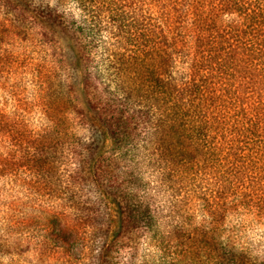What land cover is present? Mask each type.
<instances>
[{"label": "trees", "instance_id": "obj_1", "mask_svg": "<svg viewBox=\"0 0 264 264\" xmlns=\"http://www.w3.org/2000/svg\"><path fill=\"white\" fill-rule=\"evenodd\" d=\"M93 121L114 147L91 182ZM0 214L32 264H264V0H0Z\"/></svg>", "mask_w": 264, "mask_h": 264}, {"label": "rangeland", "instance_id": "obj_2", "mask_svg": "<svg viewBox=\"0 0 264 264\" xmlns=\"http://www.w3.org/2000/svg\"><path fill=\"white\" fill-rule=\"evenodd\" d=\"M55 35L57 40V45L60 47L63 53L65 72L64 79L65 82L70 84L75 91L77 100L83 108L87 107L85 102L84 90H83V80L85 66L83 60L81 59V53L78 44L75 42L70 33L64 28L57 26L55 28ZM94 122V121H93ZM90 128H95L93 131ZM91 132L95 133L93 136ZM84 139L91 140L95 139V144L92 148L91 155L88 157L86 162V174L89 180H93V166L96 159L105 154L109 149L114 147V141L104 129V127L99 126L94 122L93 126H90L89 129L84 128L83 130ZM93 184V183H92ZM96 189H97V185ZM97 191L101 194L105 201L106 209L109 213V219L107 225L103 231V239L107 242L118 233L120 229L121 219H122V209L119 203V200L115 195L109 192L106 188L98 187ZM31 198V195L28 196V200ZM6 200V199H5ZM36 201V199H35ZM8 202V200H7ZM7 214L1 216L0 214V229L3 232V229L9 226V224L15 223V217L13 219L7 218ZM43 223L46 222V216L43 217ZM25 230V229H24ZM23 232V231H22ZM37 231L35 228H28L27 231H24L21 236L28 242H33L36 239ZM9 250V251H8ZM120 263L119 264H137L139 258V252L130 249L120 250ZM0 264H32L25 257L10 250L8 248L2 247L0 245Z\"/></svg>", "mask_w": 264, "mask_h": 264}]
</instances>
